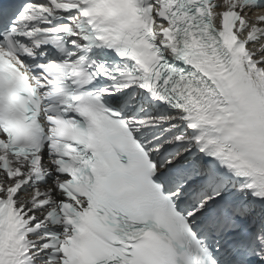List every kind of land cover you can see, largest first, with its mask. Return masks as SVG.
Listing matches in <instances>:
<instances>
[{"label": "snow or ice", "instance_id": "1", "mask_svg": "<svg viewBox=\"0 0 264 264\" xmlns=\"http://www.w3.org/2000/svg\"><path fill=\"white\" fill-rule=\"evenodd\" d=\"M0 264H264V0H0Z\"/></svg>", "mask_w": 264, "mask_h": 264}]
</instances>
